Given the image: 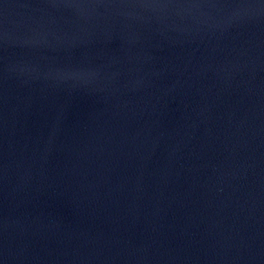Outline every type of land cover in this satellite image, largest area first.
<instances>
[{"label":"water","instance_id":"water-1","mask_svg":"<svg viewBox=\"0 0 264 264\" xmlns=\"http://www.w3.org/2000/svg\"><path fill=\"white\" fill-rule=\"evenodd\" d=\"M0 264H264V0H0Z\"/></svg>","mask_w":264,"mask_h":264}]
</instances>
